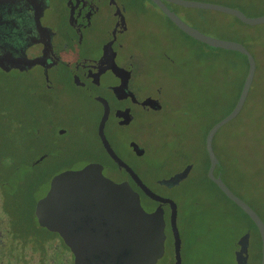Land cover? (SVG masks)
<instances>
[{
    "label": "flooded vegetation",
    "instance_id": "obj_1",
    "mask_svg": "<svg viewBox=\"0 0 264 264\" xmlns=\"http://www.w3.org/2000/svg\"><path fill=\"white\" fill-rule=\"evenodd\" d=\"M164 4L178 14V8ZM159 12L177 28L151 0H0V55L8 57L0 72L12 71L24 79L14 97L18 109L14 132L11 137L5 133L7 139L0 132V148L10 141L14 152L9 163L3 154L0 159L9 171L30 169L24 178L5 177L0 169V264H174L170 208L161 205L160 228L159 201L139 184L173 201L159 190L179 185L192 169L187 162L159 175V152L142 141L164 111L165 86L173 83L162 69L169 59L159 49ZM92 94L108 107L102 128L107 143L139 182L105 151L97 134L103 104ZM81 101L98 110L92 126L77 120L84 118ZM130 127L134 135L122 133ZM89 132L97 148L87 142ZM216 133L211 139L217 159L212 173L224 182L216 170V151L218 146L224 151L227 136ZM121 150L142 161L141 170ZM88 164L122 185L123 203L112 201L114 195L103 185L98 195L86 193L82 202L70 201L76 209L70 214L63 211L60 218L55 214V220L50 203L42 220L37 203L47 194L52 178ZM187 165L186 176L177 184L163 183ZM17 180V188L6 192L4 185ZM37 187H42L39 194ZM131 197L137 198L140 209L132 208ZM63 204L67 207V201ZM174 204L179 264H183L182 222ZM55 223L62 231L53 227ZM237 248L235 244L234 251ZM250 253L248 243L245 264ZM260 255L259 247L258 264Z\"/></svg>",
    "mask_w": 264,
    "mask_h": 264
},
{
    "label": "rangeland",
    "instance_id": "obj_2",
    "mask_svg": "<svg viewBox=\"0 0 264 264\" xmlns=\"http://www.w3.org/2000/svg\"><path fill=\"white\" fill-rule=\"evenodd\" d=\"M195 1L232 7L248 17L264 14V0ZM177 13L183 22L208 36L240 41L250 50L264 43V24L247 26L231 15L212 10L178 8ZM260 34L262 36L258 40H251L252 35ZM159 49L167 53L169 61L165 60V66L161 68L168 71L173 83L165 86L164 111L155 119L156 126L152 131L144 132L142 141L159 152V175L179 169L187 162L192 165L188 176L179 185L159 190L160 194L171 197L177 204L182 222L183 264H235L232 254L245 222L238 210L204 176L207 163L203 152V134L206 127L234 103L245 71L243 60L235 53L209 47L186 36L160 12ZM257 79L247 106V111L258 108L255 117L249 118L242 113L238 121L230 120L222 126L218 131L219 136H227V140L224 151L217 153L222 160L225 183L259 213L264 223V141L254 131L257 123L260 126V110L264 104V67H261ZM23 81V76L15 72H0V132L5 139V133L11 137L14 132L18 115L14 97ZM79 105L85 113L84 118L81 116L77 119L78 122L92 126L97 108L83 101ZM231 132L239 133L232 135ZM122 133L132 136L135 132L130 127ZM257 135L258 139L255 140ZM86 139L92 147L97 148L90 132ZM13 149L10 141L0 148V155L7 158L4 162L9 163ZM120 154L141 170L142 161H135L124 150ZM4 162L0 159V169L5 177L24 178L30 172L26 166H21L15 172L9 171ZM18 181L6 183L5 191L17 188ZM37 188L39 194L42 187ZM248 264L256 262L250 259Z\"/></svg>",
    "mask_w": 264,
    "mask_h": 264
},
{
    "label": "water",
    "instance_id": "obj_3",
    "mask_svg": "<svg viewBox=\"0 0 264 264\" xmlns=\"http://www.w3.org/2000/svg\"><path fill=\"white\" fill-rule=\"evenodd\" d=\"M153 3H155L159 10L184 34L187 36L193 38L196 41H199L209 47L213 48H220L223 50H229V51H236L240 54L244 55L247 61V70L246 74L244 76L237 100L232 107V109L221 119L213 123L210 128L207 130L205 137H204V150L208 158V167L206 169V176L209 180H211L217 188L226 196L230 201H232L235 205H237L254 223L258 234L260 238V264H264V223L261 220V218L257 215V213L242 199H240L237 195H235L226 185L225 183L219 178L213 176V169L217 162V159L213 153V150L211 148V139L214 135V133L224 124L232 120L237 113L240 111L245 98L247 96L250 84L253 79L254 71H255V61L251 53L244 47L243 44L237 41L232 40H224L219 38H214L211 36H208L204 33H201L197 29L189 26L185 22H183L179 16H177L173 11H170L164 2H169L178 6H181L183 8H193V9H203V10H212L217 11L220 13H224L227 15H231L235 17L238 21H240L243 24H246L248 26H255L264 24V14L257 16V17H248L238 9L210 3V2H201V1H195V0H151ZM8 61V57L4 55H0V66L2 65L3 61ZM97 100H99L103 104V111L100 116L98 126H97V134L101 139V143L107 152V154L114 160V162L117 164L118 167H123L125 170L128 171L129 174H131L132 177H134L138 182L139 180L135 176V174L131 171V169L125 165L111 150L109 144L107 143L104 135H103V124L106 120L107 113H108V107L106 102L97 97L96 95L92 94ZM134 146V145H133ZM190 168V165L185 166L181 171L173 174L171 177L165 179L163 181L166 185H174L177 184L181 179H183L188 170ZM139 184L142 186L144 191L153 199H156L159 201V227L161 228L162 225V211H161V205L167 203L170 208V226L173 233V250H174V264H179V251H178V236L175 228V204L171 199L163 198L161 196H156L153 193H151L146 187H144L140 182ZM103 185L107 186V193H112L114 196L111 198L112 201H115L118 205L120 203H123V188L122 185L112 183L105 177H103L97 168L95 164H88L84 166L83 168L79 170H66L63 172H60L56 174L51 182H50V189L48 190L47 194L37 203V212L42 220H44V209L47 205H50L52 203L53 209H52V217L54 220L56 218H60V214L62 212H66L70 214V210L72 208L76 209V206H72L70 201L74 200H81L84 197V194L91 193V194H99L101 191H99L100 187H103ZM80 192V193H79ZM67 196L63 195L66 194ZM83 193V194H82ZM80 194V195H77ZM67 198V199H66ZM131 205L132 208H138V200L134 197H131ZM67 201V207L66 204H63L60 206V202ZM57 202L55 205L54 203ZM56 214V218H55ZM76 215V213L74 212ZM58 220V219H57ZM44 223V222H43ZM54 223V222H53ZM60 223H55V226H53L55 229L62 231L60 229ZM53 228V229H54ZM249 243V231H245L243 234H241L237 240L236 244L238 248L234 251V261L235 264H245L247 259V248ZM70 246H72L69 243ZM161 245V244H160ZM74 248V247H73ZM76 264V261H75Z\"/></svg>",
    "mask_w": 264,
    "mask_h": 264
},
{
    "label": "trees",
    "instance_id": "obj_4",
    "mask_svg": "<svg viewBox=\"0 0 264 264\" xmlns=\"http://www.w3.org/2000/svg\"><path fill=\"white\" fill-rule=\"evenodd\" d=\"M172 6L176 7V8H179L180 10L183 9V7L181 6H178V5H175V4H172L170 3ZM189 10H197V9H193V8H187ZM198 10H203V9H198ZM235 18V17H234ZM235 20H237L235 18ZM238 21V20H237ZM240 22V21H239ZM241 23V22H240ZM243 24V23H242ZM246 25V24H245ZM261 25V24H260ZM248 26V25H247ZM254 27V26H253ZM262 34L259 35H252L250 38L251 40L255 41V40H258L259 37H261ZM240 42V41H238ZM241 43V42H240ZM242 44V43H241ZM244 45V44H243ZM244 47L251 53V55L253 56L254 58V61H255V72H254V76H253V79H252V82L250 84V87H249V90H248V93H247V96L245 98V101L240 109V111L237 113V115L232 119L231 122H234L237 120V118L242 115V113L246 114L249 118H254L257 111H258V108L257 109H253V110H248L247 111V106H248V103H249V100H250V97L252 96V94L254 93V90H255V86H256V82H257V77H258V74H259V71L261 69V67H264V43L261 42V45L260 46H256L255 47V50L254 48L252 50L248 49L247 46L244 45ZM259 47V48H258ZM222 51H225V52H230V53H235L236 55H239L242 60H243V63H244V75L241 79V82L239 84V87H238V91L236 93V96H235V99H234V103L232 104V106L230 107V109L228 111H226L224 114L220 115L218 119L212 121L205 129L204 131V134H203V140H204V135L206 134L207 130L210 128V126L215 123L216 121H218L219 119H221L222 117H224L231 109L232 107L234 106L236 100H237V97H238V94H239V91H240V88H241V85H242V82H243V79H244V76L246 74V70H247V61H246V58L244 55L240 54L239 52H236V51H229V50H223V49H220ZM258 50L260 53H258ZM263 109L260 110V114H261V120H260V126H259V123L258 126H257V129L254 128V131L256 134L260 135V140L261 141H264V104L262 106ZM238 121V120H237ZM230 122V121H229ZM225 125V124H224ZM223 125V126H224ZM222 127V126H221ZM220 127V128H221ZM220 128L216 131V135L218 136L219 134V130ZM260 129V130H259ZM260 131V132H259ZM234 133H239V132H231L232 135H234ZM258 135L255 137V140L258 139ZM244 137V136H243ZM242 139V137H241ZM241 143L243 144V139L241 141ZM220 151L219 149H217L216 152ZM203 152H204V157H205V160H206V163L208 164V159H207V155L205 153V150H204V146H203ZM264 153V151H263ZM218 154V153H217ZM207 166V165H206ZM221 166H223L222 164V160L219 158V164L217 165V172H219V174L222 176V171L223 169L221 170ZM206 169V168H205ZM204 169V171H205ZM205 174V173H204ZM206 177V176H205ZM223 178V177H222ZM207 179V177H206ZM208 180V179H207ZM225 182V181H224ZM226 186L228 187V185L226 184ZM229 188V187H228ZM230 189V188H229ZM220 194L225 198L227 199L239 212L240 216L242 217L243 221L245 222V225H244V228H243V231L241 234H243L245 231H249V249H250V259L251 260H254L257 264H258V258H259V247H260V240H259V235H258V231L254 225V223L251 221V219L237 206L235 205L232 201H230L226 196H224V194L219 190L217 189ZM231 190V189H230ZM232 191V190H231ZM233 192V191H232ZM235 194V193H234ZM236 195V194H235ZM256 213L257 215L260 217L259 213L249 204L247 203ZM234 219H236V216L234 215L233 217ZM261 218V217H260ZM262 220V219H261ZM263 221V220H262ZM240 234V235H241ZM249 259V260H250Z\"/></svg>",
    "mask_w": 264,
    "mask_h": 264
}]
</instances>
